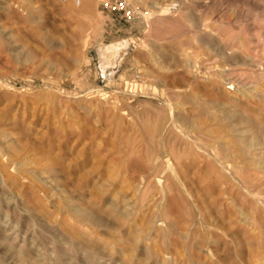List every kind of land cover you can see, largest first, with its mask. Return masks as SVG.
<instances>
[{"label":"rangeland","instance_id":"rangeland-1","mask_svg":"<svg viewBox=\"0 0 264 264\" xmlns=\"http://www.w3.org/2000/svg\"><path fill=\"white\" fill-rule=\"evenodd\" d=\"M87 1L95 9L90 28L71 15L67 2L75 5V0H0V167L6 171H0V198L15 197L12 205L0 202L1 214L8 212V219L25 231L31 229L26 216L34 214L39 226L57 228L62 235L73 224L69 201L111 221L128 210L133 226L126 224L120 232L106 224L84 226L93 232L86 243L99 255L84 264H264V206L243 197L234 178H221L198 156L182 157L180 172L191 193L184 194L186 203L161 188L144 200L138 192L159 182L156 171L165 165L166 137L188 141L183 131L191 138L207 136L220 148L238 134V139L251 138L231 116L238 104L264 121V65L247 59L236 70L256 83L231 85L222 78L225 56L215 57L213 40L218 33L233 37L235 44L263 40L264 0H146L147 6L139 8L127 0L125 9L113 13L103 11L112 0ZM165 7L170 16L153 37L143 15ZM126 40L122 55L102 73L100 47ZM226 58L234 63L236 57ZM238 59L245 60L240 53ZM140 77L147 82L145 94L123 83L140 82ZM248 152L244 157L250 159ZM163 210L168 215L165 239V223L156 222ZM77 227L71 231L80 233ZM135 230L142 231L141 238ZM60 240L56 247L62 260L74 264L69 258L75 253ZM48 246L52 255L55 245ZM113 246H125V253L109 255ZM146 247L157 255L147 256Z\"/></svg>","mask_w":264,"mask_h":264},{"label":"bare ground","instance_id":"bare-ground-1","mask_svg":"<svg viewBox=\"0 0 264 264\" xmlns=\"http://www.w3.org/2000/svg\"><path fill=\"white\" fill-rule=\"evenodd\" d=\"M64 1L67 2V0H64ZM230 1L237 3V2H241L242 0H230ZM226 2H228V1H226ZM67 5L73 8L71 15L73 17H75L76 19L80 20L81 23H83V25L85 27L90 28V27L94 26L95 9L89 3V1H87V0H86V2L84 1V4L82 5V0H75V5L73 3H68V2H67ZM135 5H136L135 6L136 8H139L140 5L147 6V1L146 0H135ZM135 7H134V9H135ZM170 11L171 10L168 7H165L160 13L156 12L153 9H148L147 12L144 13L143 16L145 18V24H146V27H148L149 30H151V36L156 37L157 31H158L157 29L164 24L166 17H168V15L170 16V14H169ZM180 28L181 27H179V30H180ZM205 28H207V26ZM229 28H231V27H229ZM86 30L88 31L89 29H86ZM87 31H86V33H87ZM173 31H175V30L173 29ZM194 34L195 33H193V34L191 33V34H189V36H191V35L193 36ZM232 34L234 35V33H232ZM232 34H230V35H232ZM236 35H237V33H236ZM236 35H234V36L236 37ZM185 36H188V35H185ZM181 38H182V36H181ZM183 38H185V37H183ZM83 39H85V38H83ZM199 39L197 40V42L200 41L202 38L200 40ZM217 39H218L217 41H216V39H213L215 41L214 46H216V53H217L216 54L214 52L216 54L215 57H219V56L220 57L221 56L222 57H224V56L230 57L232 55H234V57H236L235 59L233 58L235 60L234 63L231 62V59H229V58L225 59V57H224L225 61L224 60L223 61L225 62V65H223L222 68H225V69L222 71V75L224 74V76H222V78L225 79L227 82H229V84H231V85H237L238 80H241L240 82L244 83V86H246V88H247V85H249V84L252 85L253 83H256L255 82L256 80H253L254 78L252 75H250L246 78L247 74L245 75L244 73L243 74L239 73L240 70H236V68H237V66L247 65V62H248L247 59H250L251 62L255 66L261 67L262 65H264L263 64L264 59L263 60L258 59V55L261 54L262 56H264V39L259 40V42H257L255 39H250V40H247L244 42H239V44L238 43L235 44L236 40L233 37L231 38L229 36H222L219 33H218ZM188 41H189V38H188ZM185 42H186V40H185ZM189 43H190L189 45L191 46V42H189ZM200 43H202V42H200ZM189 45H188V47H189ZM127 46H128V41L126 40V41H122V42L112 43L109 45H103L102 47H100V60L102 63L101 68L103 70L102 73L106 72L105 67L108 66L110 60L113 58H118L119 56H121L122 51L125 50V48ZM195 46H196V44H195ZM191 47H192L191 51L193 52L194 48H193V46H191ZM208 48H210V47H208ZM260 48H262V50H263L262 52H260ZM200 50H202V49H199V52H200ZM205 50H206V48H205ZM238 53H240L242 55L243 59H245L243 62H241V60L238 59ZM190 56H191V54H190ZM215 57H214V59H215ZM195 61H194V63H195ZM137 63H141L139 61V59H138ZM217 63H218V61H217ZM219 64H221V62ZM253 72L254 71H252V73ZM236 73H238V74H236ZM151 77H153V75ZM139 81L140 82L136 81V79H135L132 82L124 81L123 83L126 87H129L131 90L133 89L134 91H138L140 93L145 94L148 90L146 79L144 80L142 77H140ZM153 82H154V80H153ZM153 90L157 91V89L155 87H153ZM134 91H133V93H134ZM238 93H239V91L237 92V94ZM138 94L139 93H137V95ZM146 95H148V94H146ZM255 97H256V95H255ZM234 107H235V109L236 108H238V109L235 110L231 116H233L234 118L237 119V124L239 123V124L245 125L248 132L251 133L250 134L251 138L246 137L245 139H243V138L238 139V137H239V134H238V136H236V139H231V140L229 139L230 140L229 143H227V144L225 143L224 146L222 145L223 148H220V147H217L218 145L216 146L213 143L214 142L213 139H209L207 136L206 137L201 136V137L191 138V137H189V135L186 136L187 133L184 134L183 131H181V133L183 134V136H185L187 138L188 141H183L181 139L179 142H177L175 139L178 138L179 136L174 135V134L171 137H168V139L166 137L165 143L164 142L162 143V148H161L162 153H165V165H163L164 163L162 164V166H164V167H163V169L160 170V172L156 171V169H155L156 175H157L156 178L160 179V180L157 183V185H155L156 187H148L147 186L146 188L139 190L138 191L140 193L139 199L144 200V198L150 192H153L154 190L161 188L160 190L164 194L168 193V192H173L179 203H181V204L186 203V199H185L184 194L187 193V195L189 197H191V193L186 186V182L184 181V179L181 175L182 173L180 172V170H182V168L184 166V163L182 162L183 155L186 153H191L193 155L198 156L199 158H201L206 163H208L215 170V172L220 173L221 178L226 179V180H228L229 178H234V180L238 183L239 187L243 190V192L241 194L243 197H245L246 199L255 200L257 203L264 206V139L261 138V135H260L262 133L264 135V129H263L264 121L261 120L257 116L251 115V109L248 107H244L243 104L242 105L238 104V105H235ZM170 109H171V112H173V108L170 107ZM258 111H260V110L258 109ZM157 115L160 116V113L159 114L157 113ZM221 115H222V113H221ZM221 117H223V116H221ZM158 118H160V117H158ZM171 121H172V124L175 126L176 125L175 119L173 118V120H171ZM181 122H183L182 119H181ZM223 122H225V121H223ZM167 123L168 122H165V124H167ZM168 125H167V127H168ZM173 125H172L171 129L174 127ZM238 127H239V125H238ZM169 128H170V126H169ZM263 135H262V137H264ZM234 136H235V134H234ZM217 137H218V135H217ZM162 140H163V137H162ZM220 141H218V142H220ZM246 147H249V149L254 148V152H252V150H251V152L246 151V149H245ZM247 152L249 153V155L251 157L250 159L247 158L248 156L244 157V155ZM160 157H161V155H160ZM10 163L14 164V161L10 162ZM183 170H185V169H183ZM0 171L2 172V174L4 172H6L4 169H2V167H0ZM217 177H219V176H217ZM10 185H12V184H10ZM16 193H18V192H16ZM7 194L8 193L3 194V198H0V202L4 201L7 205H12V202H15L14 201L15 197L10 196L11 194L9 196H7ZM19 194H21V193H19ZM19 197H21V196L19 195ZM68 199L70 200V198H68ZM69 203H70V205L68 206L67 215L69 216V218H71V222L73 221V224L69 225V229L68 228H67V230L65 229L66 230V231H64L65 233L62 235L59 232V230L57 231V228L53 229L52 230L53 232H52L46 226H39L36 223L37 217L34 216V214H32V216H29V217L26 216V219L30 221L31 229L27 228V230L25 231L23 226H21L22 224L14 222V220H11L12 218L10 220L8 219L10 217L8 212L5 213L4 215H2L1 214L2 208H0V215H2V216H0V240L4 239V241L7 242L6 244L3 242H0V264L1 263L10 264V262H11V264H39V263L48 264L50 261H55L57 264H67V263H64V261L62 260V256H64V254L63 253L61 254L62 251L58 250L56 247L59 238H61L64 245H67L69 247V249L75 253L73 256H70L69 261L73 262L74 264H84L85 261L88 262L89 260L91 262H96L97 260H99V255L96 252L91 251L90 250L91 245L87 244L89 242L90 236L93 235V232L85 229L84 228L85 225H89V226L93 225V226H97V227H102L106 224L108 226H112L113 228H116L118 230V232L122 231L121 229L126 224H129L130 227L133 226L130 224L129 220L127 221V218L129 219V217L132 214L127 212L128 210H126V209L124 211H122L119 215H117L116 216L117 218H115L113 221H111V220L105 219V217L100 216L99 214L94 212V210H92L88 206L87 207L73 206L71 204L72 201H69ZM111 204H112V206H114L113 202ZM13 206H14V203H13ZM24 206H23V209L25 208ZM60 206H58L59 209H62ZM17 207L18 206H15V208H17ZM183 211L189 219L192 218L191 217L192 216L191 211L188 210V208H186V206H183ZM33 213H35V212H33ZM241 213L243 216L248 217L247 216L248 214L245 213L244 211ZM7 219L9 221H11V224L8 222ZM160 221L161 222L163 221L165 223V228L162 230L163 237H164L163 239H165L166 238L165 237V229H167V226H168V215L165 212V210H163L160 214H158L156 216V222H160ZM75 225H79V227H77V228L80 230L79 231L80 233L75 232V229H74V231H71V229ZM201 227H203V226L201 225L200 228ZM38 229L42 232L41 235H39ZM135 232H136V234H138L140 236V238L142 237V231L135 230ZM23 233H24V235H23ZM73 234H75V235H73ZM76 234L82 240L80 244L77 243L78 238H77ZM192 235H193V233H192ZM145 237H147V236H145ZM144 239H146V238H144ZM148 239L149 238H147L146 240H148ZM140 240L141 239H138V237L134 238V241L137 243L140 242ZM90 242H91V240H90ZM49 243H52L55 245V248L53 250H51L52 255L49 254V246H48ZM110 248H111V246H110ZM145 250H146L145 253L147 256L157 255V254L152 252L150 247L149 248L146 247ZM92 252H94V253H92ZM102 253H104V255H108L109 252L104 250V252H102ZM115 253H125V246H117V247L113 246L112 251L110 252L109 255L113 256V255H115ZM79 254H82V256H80ZM119 264H121V263H119Z\"/></svg>","mask_w":264,"mask_h":264},{"label":"built area","instance_id":"built-area-1","mask_svg":"<svg viewBox=\"0 0 264 264\" xmlns=\"http://www.w3.org/2000/svg\"><path fill=\"white\" fill-rule=\"evenodd\" d=\"M127 3V0H112L103 6V11L107 13L121 12L122 9H125Z\"/></svg>","mask_w":264,"mask_h":264}]
</instances>
